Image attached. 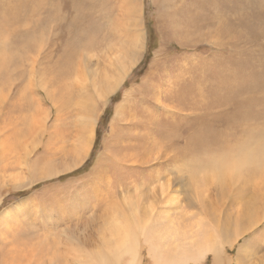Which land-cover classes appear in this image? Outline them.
Wrapping results in <instances>:
<instances>
[{"label": "rangeland", "instance_id": "374dc122", "mask_svg": "<svg viewBox=\"0 0 264 264\" xmlns=\"http://www.w3.org/2000/svg\"><path fill=\"white\" fill-rule=\"evenodd\" d=\"M46 7L30 60L14 64L21 51L0 30V249L41 243L52 264H88L117 241L111 222L133 212L151 217L138 264H153V231L217 240L219 253L185 264H264V173L221 177L205 162L264 143V0Z\"/></svg>", "mask_w": 264, "mask_h": 264}, {"label": "bare ground", "instance_id": "6f19581e", "mask_svg": "<svg viewBox=\"0 0 264 264\" xmlns=\"http://www.w3.org/2000/svg\"><path fill=\"white\" fill-rule=\"evenodd\" d=\"M46 10V0H0V30L6 33L5 28H7L6 30L9 31L7 34L10 36V39H8V45L21 51L18 56H14V53L10 55L8 53V55L16 61V63H12L20 64L23 60H30V58L27 59V57H29L28 54L32 49L38 47L39 43H41V41L38 42V38H42L43 36V29L41 27L42 23L47 24ZM130 19L132 20V18ZM2 32L0 33V38L3 36L6 40V35L4 36V33ZM137 39H139V36L136 38V41ZM6 46L7 44L5 43L0 44V51L2 52ZM9 50L12 49L10 48ZM9 56L8 59H10ZM1 60L5 61L7 58H1ZM1 60V66H4V62L2 63ZM35 63L37 64V60L32 59V65ZM38 64L40 63L38 62ZM234 157H239L240 159H233ZM205 162L206 165L214 167V172L221 177L226 174H231V176H234L235 174L237 175L241 170L245 171L250 176L254 173H264V143L262 141L261 147L255 152L249 151L244 144L236 148L224 149L219 162L211 157ZM224 177L226 178V176ZM165 197L167 198L169 195H165L164 198ZM131 209L133 210V208ZM149 219H151L150 216ZM148 221H144L137 215H134L133 212L132 215L126 216V214L122 213L120 216L118 215L116 220L112 221L109 226L111 237L115 238L117 241L113 246H107V250H110L107 255H90V257H88V264H93L97 260H99L101 264H118V256H125L126 261L123 264H138L137 245L139 235L144 231H147V228L150 229V226L148 227L150 221ZM174 223L176 225V222ZM162 227L166 229V226ZM153 232H157L158 235L146 236V233L143 234L144 236L149 237L150 244L153 243V247H149L151 248L150 252H153L154 254L153 264H185L187 259L202 257L208 249L214 251L215 254L219 253V249L216 247L215 243L217 240L211 241V235H206L205 232L204 235L201 234L203 239L200 241L198 240L195 243L193 240V243L187 241V235H184L181 232L179 233L178 231L173 234V238L166 236L164 231ZM15 240L16 239L5 241V247L1 246L0 255L4 258L0 260V264H2V261L5 262L4 264H43V260L45 264H52L50 260L45 258L47 255L46 252L50 249L48 245L39 243L34 246H29L28 244H22V246H20L16 244L17 241ZM167 242L169 243L167 244ZM13 246L14 248H12ZM163 246H169L170 248L163 250ZM173 250L175 251V255L166 253H171ZM99 258H102V260Z\"/></svg>", "mask_w": 264, "mask_h": 264}, {"label": "trees", "instance_id": "16d2710c", "mask_svg": "<svg viewBox=\"0 0 264 264\" xmlns=\"http://www.w3.org/2000/svg\"><path fill=\"white\" fill-rule=\"evenodd\" d=\"M141 63H143V65H144V63H146V59H145V60L143 59V61H142ZM118 98H119L118 96H114L112 102L117 101ZM110 114H111V108H107V109L104 111L103 115L100 117V119H99V121H98L97 128H96V133H95V143H94V145H93V147H92V150H91V153H90V156H89L88 160H87V161L85 162V164L83 165V168H84V167L87 168V167L90 166V164H91V162H92V159H93V157H94V153H95L96 147H97V141H98L99 138H100V134H101V131H100V130H101V128L103 127V125L106 123V121H107V119L109 118ZM83 168H82V169H83ZM65 176H66V175H65ZM62 179H63V176H60V177L57 178L58 181H59V180H62ZM22 195H23V193H18V194H16L15 196H22ZM7 202H8V200H5V201L1 204L0 208H2V207L4 206V204H6Z\"/></svg>", "mask_w": 264, "mask_h": 264}]
</instances>
